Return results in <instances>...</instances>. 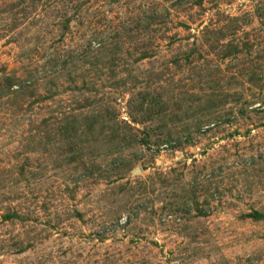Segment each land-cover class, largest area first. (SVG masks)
Segmentation results:
<instances>
[{
  "label": "rangeland",
  "instance_id": "374dc122",
  "mask_svg": "<svg viewBox=\"0 0 264 264\" xmlns=\"http://www.w3.org/2000/svg\"><path fill=\"white\" fill-rule=\"evenodd\" d=\"M0 264H264V0H0Z\"/></svg>",
  "mask_w": 264,
  "mask_h": 264
}]
</instances>
